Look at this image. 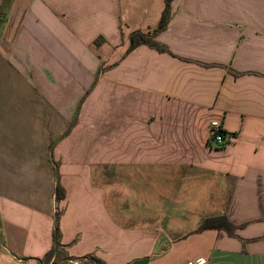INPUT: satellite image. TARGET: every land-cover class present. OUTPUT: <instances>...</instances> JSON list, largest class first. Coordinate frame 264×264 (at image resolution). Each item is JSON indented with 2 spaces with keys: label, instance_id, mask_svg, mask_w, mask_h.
<instances>
[{
  "label": "crops",
  "instance_id": "1",
  "mask_svg": "<svg viewBox=\"0 0 264 264\" xmlns=\"http://www.w3.org/2000/svg\"><path fill=\"white\" fill-rule=\"evenodd\" d=\"M164 7L0 0V264H264V0Z\"/></svg>",
  "mask_w": 264,
  "mask_h": 264
},
{
  "label": "trees",
  "instance_id": "2",
  "mask_svg": "<svg viewBox=\"0 0 264 264\" xmlns=\"http://www.w3.org/2000/svg\"><path fill=\"white\" fill-rule=\"evenodd\" d=\"M174 0H165V7L162 12L161 20L156 29H154L152 32H142L140 30H136L130 33V47L128 50V53L132 52L134 49L141 45L148 46L158 52H167V47L157 41L156 37L159 33L165 31L169 25L171 15H172V3ZM77 121H75L70 128L66 131L64 136H67L73 127L75 126ZM54 147V143L51 144L50 151L52 153ZM56 178L58 180L57 182V200L62 201L65 199V190L63 186L59 182V175L56 174ZM244 227V225H236L234 224L226 215H219L214 217H208L204 219V221L201 223L199 228L195 231V233H202L204 231L208 230H217V231H225L230 237L239 238L237 235V230L239 228ZM264 238V236H263ZM60 248V242H59V229L58 225L56 226V230L54 233V247L53 249L48 252L45 257L43 258L42 262L43 264H49L52 258L54 257L57 250ZM97 264H103L101 260L95 259Z\"/></svg>",
  "mask_w": 264,
  "mask_h": 264
},
{
  "label": "built area",
  "instance_id": "3",
  "mask_svg": "<svg viewBox=\"0 0 264 264\" xmlns=\"http://www.w3.org/2000/svg\"><path fill=\"white\" fill-rule=\"evenodd\" d=\"M234 139V135L228 133L221 122L213 121L209 127L208 145L213 149H222L229 145ZM72 264H82L81 262H72Z\"/></svg>",
  "mask_w": 264,
  "mask_h": 264
},
{
  "label": "water",
  "instance_id": "4",
  "mask_svg": "<svg viewBox=\"0 0 264 264\" xmlns=\"http://www.w3.org/2000/svg\"><path fill=\"white\" fill-rule=\"evenodd\" d=\"M57 218V217H56Z\"/></svg>",
  "mask_w": 264,
  "mask_h": 264
}]
</instances>
